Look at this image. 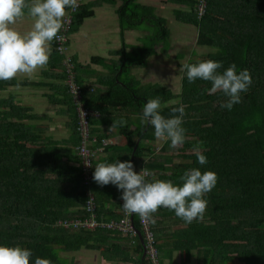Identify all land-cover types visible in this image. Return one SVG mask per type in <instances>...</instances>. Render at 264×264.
Returning <instances> with one entry per match:
<instances>
[{
    "label": "trees",
    "instance_id": "16d2710c",
    "mask_svg": "<svg viewBox=\"0 0 264 264\" xmlns=\"http://www.w3.org/2000/svg\"><path fill=\"white\" fill-rule=\"evenodd\" d=\"M212 3L209 0L203 18L199 19L195 12L191 22L198 25L197 19L201 21L198 44L216 43L217 51L187 63L212 59L222 63L221 73L232 64L237 66V73L244 69L250 72L252 84L247 93L241 94L242 102L231 110L221 108L226 101L222 93L204 91L211 88L210 82L198 79L190 84L185 73L180 94L132 76L133 70L148 67L149 59L158 55L159 45L165 53L171 47L168 22L137 0H125L119 11L122 37L126 30L146 23L151 24L152 31L132 53L127 52L128 45L124 42L121 50L115 52L118 61L109 64L102 58L93 59L109 70L108 75L100 72L102 77L98 79L106 90L101 92L99 87L83 84L77 77V65L74 68L77 83L83 90L84 106L102 113V119L95 120L96 123L111 125L113 120L121 118L127 121L126 126L120 127V134L126 139L128 156L118 161H130L137 174L146 167L154 173L147 178L150 181L171 180L178 184L179 177L191 168L212 171L218 176L215 188L205 196L208 204L202 219L186 224L174 212L163 208L154 215L151 230L158 264L167 261L175 264V253L183 264H264V0H239L242 13L228 10V15L222 17L212 12ZM82 7L74 16L70 34L91 14ZM211 25L215 28L211 29ZM54 47L50 63L58 59L56 65L63 70L57 76L66 81L62 57ZM18 84L15 78L0 81V93ZM56 88L63 96L57 102L67 106L62 113L70 119L72 134L66 141L46 137L48 127L31 122L43 116L32 113L30 107L16 104L13 97L0 99V246L31 250V264L36 257L49 259L52 264H72L62 254L83 249L100 252L106 264H153L137 215L134 224L141 235L136 238L115 229L86 230L73 225L90 218L86 209L90 197L94 199L100 225L125 218L121 191L111 184L101 187L93 180L95 165L114 162L116 153L125 144L109 146L111 143L105 140L104 145L105 135L96 129L93 135L100 148H93L90 144L96 141L91 133L92 118L88 146L94 151L99 149V153L104 151L107 156L97 159V153L92 158L91 179L87 181L80 154L83 138L78 130L79 113L68 85L58 84ZM157 96L161 99V114L166 118L173 107L186 105L182 125L186 139L180 148L172 149L170 141H166L157 151L154 129L140 124L144 104ZM134 118H137L135 122ZM132 126L135 129H130ZM72 145L77 153L72 152ZM197 145H201L207 158L206 165H199L192 151ZM145 155L151 156L146 163L142 159ZM106 197H113L115 202L108 205ZM65 222L71 225L66 227Z\"/></svg>",
    "mask_w": 264,
    "mask_h": 264
},
{
    "label": "clouds",
    "instance_id": "9594fccd",
    "mask_svg": "<svg viewBox=\"0 0 264 264\" xmlns=\"http://www.w3.org/2000/svg\"><path fill=\"white\" fill-rule=\"evenodd\" d=\"M75 8L76 0H0V81L9 82L19 74L32 75L47 70L51 45L64 40L60 34L64 28V17L68 9L74 11ZM25 17L30 18L31 27L21 33L14 26ZM222 67V63L208 59L198 63H183L179 70L186 74L190 84L198 79L210 82L211 88L204 91L209 94L222 93L226 101L220 105L221 108L231 110L242 102L241 94L247 93L252 78L247 69L237 73L235 64L221 73L219 70ZM185 108L184 104L173 107L166 118L161 114L160 97L148 99L142 109L140 124L151 126L157 141H170V148H180L186 139V129L182 126ZM126 124L127 121L122 118L113 120L108 131ZM201 145L194 146L192 151L199 165L203 166L208 161L202 154ZM142 159L146 163L151 156L145 155ZM152 176L154 173L146 167L137 174L130 161L116 160L112 163H97L93 180L101 187L109 184L115 186L122 193L120 199L123 211L152 224L155 223L154 215L161 208L174 212L186 224L202 219L208 204L205 196L218 181L215 172H202L199 168L186 170L179 177L178 184L171 180L147 179ZM32 256V251L27 248L0 246V264H31ZM34 264L52 262L36 257Z\"/></svg>",
    "mask_w": 264,
    "mask_h": 264
},
{
    "label": "crops",
    "instance_id": "0c3cea01",
    "mask_svg": "<svg viewBox=\"0 0 264 264\" xmlns=\"http://www.w3.org/2000/svg\"><path fill=\"white\" fill-rule=\"evenodd\" d=\"M137 2L140 5H143L144 7L151 8L152 10H154V14L156 16L161 17L168 22V26L171 31V38H170L171 47H173L174 44H176L177 42H178L177 44L181 47L186 46L185 42L187 43L190 42L189 46L192 45L193 47L204 48L203 52L200 53L197 57L195 56L196 51H192L191 55L194 56V59H188V61L202 60L204 57L216 53L217 51L216 43L214 45H205V46L198 44V40H199L198 25L199 23H201V21L199 20L201 18L197 19L199 21L198 25L191 22V20L195 18V12L197 13L198 0H137ZM76 4L80 6L79 8L83 6L82 10H84V8H87L88 12H90L91 14L86 16L82 21V23L79 25V27H77L74 30V32L71 33L70 38H72V40L70 43L69 52L72 59H74V65L75 66L77 65V77L79 81H81L83 84L87 86L97 85L95 87H99L100 91L102 92L105 91L106 88L101 86L98 81V79L102 77L100 75V72L102 74L108 75L109 70L107 69L106 66L94 63L93 59L102 58L108 61L109 64L111 63L112 60L118 61L120 59L119 56L118 59L117 58L114 59L112 56L118 55L115 52L121 50L120 44L123 45V43L125 42L128 45V48H132L131 52L129 51L127 52L132 53L135 47H138L142 44V39L146 37L148 34H150V32L152 31V26L151 24L146 23L140 28L126 30L122 37L119 11L121 10L122 6L125 4V0H76ZM69 10L70 9H68L67 12ZM211 10L219 17H222L225 16L226 14L228 15V10H231V12H233L234 14H237L238 12L242 13L243 8L239 6V0H213ZM98 23H100V26L104 31L103 33H101V30L99 29ZM14 27L21 33H24L30 30L31 20L30 18L25 17L23 20L18 22ZM210 27L211 29L215 28L212 25ZM89 31L92 33H90ZM117 31L119 33H117ZM128 34H130V36L132 37L136 36V39L133 43L127 42L126 37ZM53 45L54 44L51 45L50 56L53 54V50H54ZM161 48L162 45H159L158 50L162 51ZM206 49L207 50L213 49L214 51H207ZM161 55L162 54L158 53V55L150 58L148 67L144 69L133 70L131 73L132 76L137 79H140L138 75L141 76V74H143L145 70H148L152 59H156L158 56ZM183 56H184L183 54L177 55L179 59H182ZM53 61H55V64L52 65ZM53 61L51 63L49 62L47 70H42L40 72L26 76L24 74H19L15 78V80H17V83L19 84L14 86H19L31 90L33 103L20 100L18 93L17 94L10 93L8 94V98L13 97L16 104L25 107H30L32 109V113L37 114L39 116H43V118L31 122L48 127L45 133L46 137L52 139L53 141H62V140L66 141L70 139L72 134L69 126L70 119L67 115L62 113V111H65V109H67V106L61 102H57V99H62L63 96L61 93L57 92V88H56L58 84H62L63 86H65L66 81L61 76L60 77L57 76L63 70L60 67L58 68L56 65L58 59L54 58ZM142 82L146 83L144 81ZM22 83H31V84L25 85ZM14 86H9L8 88L11 89ZM3 93L4 92H2L1 94ZM41 104L43 106L42 109H41ZM88 108L94 112L100 113V116L94 117L91 120V133L93 139L95 141L97 140V137L93 135V130L100 129L105 135L103 140H107L111 143L109 146L114 145L116 147H122L125 144V147L119 149V151L116 153L115 156L116 160L124 161V159H126V157L128 156V153L126 147V139L123 135L120 134V128H117L109 132L108 130L111 125L97 124L95 121L102 119V113L98 109L89 106ZM136 120L137 118L136 119L134 118V122ZM130 129L132 130L135 129V126H132ZM159 142H161V147L155 148L157 151L161 150V148L163 147L166 141L156 140L155 143H159ZM96 143L97 141L92 142L90 145H92L93 147H99L96 146ZM71 147H72V152L77 153L76 146L72 145ZM106 156L107 153L103 151L102 153H99L97 159L98 158L103 159ZM72 165L78 166L79 164L72 163ZM140 170L138 171V173L140 172ZM105 199L108 205H112L115 202V200H113V197H110V199L106 197ZM132 218L134 220V217ZM176 255L174 258L175 264H177L176 261L179 260V256ZM101 260H102V256H101ZM104 263L105 262H103V264ZM107 264H111V263H107ZM121 264H130V263H121Z\"/></svg>",
    "mask_w": 264,
    "mask_h": 264
},
{
    "label": "built area",
    "instance_id": "2783aa9c",
    "mask_svg": "<svg viewBox=\"0 0 264 264\" xmlns=\"http://www.w3.org/2000/svg\"><path fill=\"white\" fill-rule=\"evenodd\" d=\"M209 0H198L197 4V14L198 18H202L206 15L207 9H208ZM75 12V10L69 14H67L64 17V28L61 35L64 36V40L61 41H55L53 42L55 45V50L63 57V65L65 67V71L67 73V79L66 84L68 85L70 89V93L73 96L74 104L79 111V126L78 130L81 133V136L83 138L82 145L80 147V154L82 156L83 161V173L85 176V179L89 181L91 179V170H92V158L95 155V151L92 150L88 146L89 138H90V120L94 117L100 116V113L94 112L90 110L89 108L85 107L83 104V90L80 88L79 84L77 83V77L74 71L75 65L73 62V59L71 55L68 53V45L70 43V36L69 31L72 26V13ZM59 49V51H58ZM107 142L103 140V144L105 145ZM93 197H90L88 200L89 210H94V203H93ZM130 215L126 214L125 218L122 219L120 222L111 223L106 225L108 228H112L115 230H118L119 232L125 234V235H131L136 236V231L134 230ZM141 221V226L144 231L145 238L148 243L149 253L151 255V258L153 259L154 264H157V251L154 247V234L151 230V223L147 221ZM64 225L66 227H69L71 223L65 222ZM75 227H85V228H94L97 226H104V224L100 225L95 220L94 216H92V219H88L85 222H75L73 224Z\"/></svg>",
    "mask_w": 264,
    "mask_h": 264
},
{
    "label": "rangeland",
    "instance_id": "374dc122",
    "mask_svg": "<svg viewBox=\"0 0 264 264\" xmlns=\"http://www.w3.org/2000/svg\"><path fill=\"white\" fill-rule=\"evenodd\" d=\"M98 27L101 30V33H103V29L100 26V23H98ZM114 30V29H112ZM90 32V31H89ZM92 33V32H90ZM117 33H119L117 31ZM128 43H133L136 39V36H130V34L126 37ZM72 38H70L71 43ZM70 43L68 45V53L70 55ZM178 43V42H177ZM174 44L173 47H171V50L169 52H163L159 51L161 56H158L156 59H152L151 64L148 68V70H145L143 74L138 75V77L146 82L151 84H158L164 87L166 90H171L174 94H180L181 93V87H182V79L184 77L183 72H180L181 64L186 63L188 59H194V56L191 55L192 51H196V57L203 52L204 48L199 47H193L192 45L189 46L190 42H185L186 46H179L178 44ZM120 47L122 48V45L120 44ZM207 50V49H206ZM127 51L131 52L132 48H128ZM207 51H214L213 49H208ZM206 52V51H205ZM178 54H183V58L179 59L177 57ZM114 59H118L117 56H112ZM25 76L27 74H24ZM97 86V85H93ZM8 88L4 91L3 94L0 93V99L8 98V94L15 93L19 94V99L25 102H32V92L30 89L14 86L13 88ZM224 101V100H222ZM32 105V104H31ZM43 108L41 104V109ZM161 142L154 143V148H160ZM95 148V147H93ZM159 150V149H158ZM101 152V150H100ZM96 153H99V149ZM174 153V152H172ZM134 217V216H132ZM175 253L174 255H176ZM62 255L67 256L69 261L72 264H103L104 259L101 260L100 252L94 251V250H88L83 249L79 252H70V253H63ZM178 255V254H177ZM176 255V256H177ZM180 260H178L179 262ZM169 263L168 261L166 262ZM105 264V263H104ZM180 264H183L180 261ZM188 264V263H185ZM190 264H194V262H191Z\"/></svg>",
    "mask_w": 264,
    "mask_h": 264
},
{
    "label": "bare ground",
    "instance_id": "6f19581e",
    "mask_svg": "<svg viewBox=\"0 0 264 264\" xmlns=\"http://www.w3.org/2000/svg\"><path fill=\"white\" fill-rule=\"evenodd\" d=\"M80 6L78 5V4H76V8H75V12H73L72 13V25H73V20H74V16H75V14L78 12V10L80 9L79 8ZM72 12V9H70L68 12H67V14H69V13H71ZM66 14V15H67ZM71 28H72V26H71ZM71 30V29H70ZM71 34H70V31H69V36H70ZM80 86V85H79ZM81 88V87H80ZM78 113H79V111H78ZM98 150H96L95 151V155L97 154L96 152H97ZM94 155V156H95ZM93 203H94V207H95V209L94 210H89V205L87 204V206H86V209H87V212H89L90 213V218L89 219H92V216H94V218H95V220L97 221V219H96V214H95V211H96V205H95V202H94V200H93ZM132 216L133 215H130V219H131V223H132V226H133V228H134V230L136 231V236H132L133 238H136L137 236H139V235H141L140 234V232L137 230V228L135 227V224H134V220H133V218H132ZM76 222H81V221H76ZM75 222H73V224H74ZM98 223V222H97ZM112 223H114V222H112ZM99 224V223H98ZM109 224H111V223H109ZM106 225H108V224H106ZM106 225H104V226H97V227H94V228H85V227H81V228H85L86 230H96V229H98V228H100V227H104V228H107V229H109V230H114V229H112V228H108ZM75 228H79V227H75ZM142 237V236H141ZM142 240H143V238H142ZM156 249V248H155ZM146 250H147V252H148V254L150 255V253H149V248H148V244L146 245ZM157 251V250H156ZM150 257H151V255H150ZM152 259V258H151ZM152 262H153V259H152ZM159 263V258H158V252H157V264ZM153 264H154V262H153Z\"/></svg>",
    "mask_w": 264,
    "mask_h": 264
}]
</instances>
